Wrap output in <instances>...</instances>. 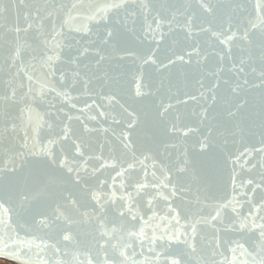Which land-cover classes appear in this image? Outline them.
<instances>
[{"label": "snow or ice", "instance_id": "obj_1", "mask_svg": "<svg viewBox=\"0 0 264 264\" xmlns=\"http://www.w3.org/2000/svg\"><path fill=\"white\" fill-rule=\"evenodd\" d=\"M0 254L264 264V0H0Z\"/></svg>", "mask_w": 264, "mask_h": 264}, {"label": "water", "instance_id": "obj_2", "mask_svg": "<svg viewBox=\"0 0 264 264\" xmlns=\"http://www.w3.org/2000/svg\"><path fill=\"white\" fill-rule=\"evenodd\" d=\"M19 234L21 236L24 235L23 229H19ZM228 238L234 239V238H238V237H237V235L235 233H233V234H230V236ZM35 251L36 250L33 249V252H35ZM227 255H228L229 259H230L231 256H232V253L228 252ZM237 256H239V253H237ZM0 261L8 262V263H11V264H19V261H17L16 259L11 258L10 256H7V255H2V254H0Z\"/></svg>", "mask_w": 264, "mask_h": 264}, {"label": "bare ground", "instance_id": "obj_3", "mask_svg": "<svg viewBox=\"0 0 264 264\" xmlns=\"http://www.w3.org/2000/svg\"><path fill=\"white\" fill-rule=\"evenodd\" d=\"M0 262L6 263V264H11V263H8V262H4V261H0Z\"/></svg>", "mask_w": 264, "mask_h": 264}, {"label": "rangeland", "instance_id": "obj_4", "mask_svg": "<svg viewBox=\"0 0 264 264\" xmlns=\"http://www.w3.org/2000/svg\"><path fill=\"white\" fill-rule=\"evenodd\" d=\"M0 264H6V263L0 262Z\"/></svg>", "mask_w": 264, "mask_h": 264}]
</instances>
